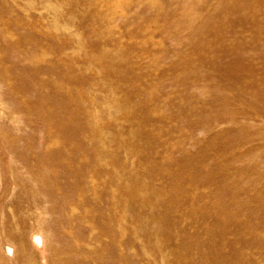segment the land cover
Wrapping results in <instances>:
<instances>
[{"label":"rangeland","instance_id":"obj_1","mask_svg":"<svg viewBox=\"0 0 264 264\" xmlns=\"http://www.w3.org/2000/svg\"><path fill=\"white\" fill-rule=\"evenodd\" d=\"M0 264H264V0H0Z\"/></svg>","mask_w":264,"mask_h":264}]
</instances>
